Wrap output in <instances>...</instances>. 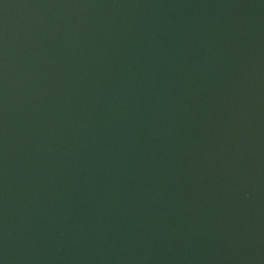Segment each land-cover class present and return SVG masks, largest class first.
Listing matches in <instances>:
<instances>
[{
	"label": "water",
	"instance_id": "obj_1",
	"mask_svg": "<svg viewBox=\"0 0 264 264\" xmlns=\"http://www.w3.org/2000/svg\"><path fill=\"white\" fill-rule=\"evenodd\" d=\"M0 264H264V0H0Z\"/></svg>",
	"mask_w": 264,
	"mask_h": 264
}]
</instances>
